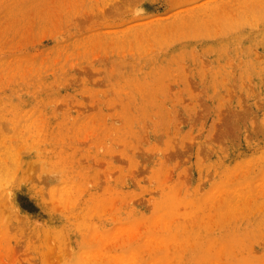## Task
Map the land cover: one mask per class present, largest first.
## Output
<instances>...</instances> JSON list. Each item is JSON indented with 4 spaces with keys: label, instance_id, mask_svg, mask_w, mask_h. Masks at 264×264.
<instances>
[{
    "label": "rangeland",
    "instance_id": "obj_1",
    "mask_svg": "<svg viewBox=\"0 0 264 264\" xmlns=\"http://www.w3.org/2000/svg\"><path fill=\"white\" fill-rule=\"evenodd\" d=\"M0 264H264V0H0Z\"/></svg>",
    "mask_w": 264,
    "mask_h": 264
},
{
    "label": "bare ground",
    "instance_id": "obj_2",
    "mask_svg": "<svg viewBox=\"0 0 264 264\" xmlns=\"http://www.w3.org/2000/svg\"><path fill=\"white\" fill-rule=\"evenodd\" d=\"M254 2V1H253ZM192 12V11H191Z\"/></svg>",
    "mask_w": 264,
    "mask_h": 264
}]
</instances>
